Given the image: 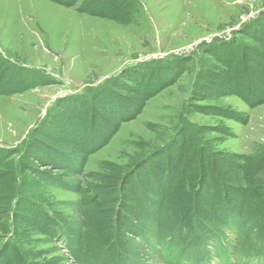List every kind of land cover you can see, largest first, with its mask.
Wrapping results in <instances>:
<instances>
[{"label":"rangeland","instance_id":"1","mask_svg":"<svg viewBox=\"0 0 264 264\" xmlns=\"http://www.w3.org/2000/svg\"><path fill=\"white\" fill-rule=\"evenodd\" d=\"M94 5L100 7L97 15L87 10ZM120 6L123 15L118 14ZM262 36L264 0H75L72 6L50 0H0V264L7 245L17 248L27 264H81L68 253L61 234H44L38 221L28 222L35 215L27 209L36 204L56 222H82V195L49 183L50 175L65 182L78 181L95 200L94 190L108 182L112 172L128 178L139 163L150 160L143 168L157 175V164L170 161L171 168L184 155L203 164V154L195 156L201 146L209 155L208 165L216 170L227 168L224 156L233 164L234 154L245 156L242 162L249 158L246 163L252 165L250 158L264 153V104L250 108L231 93L229 72L212 53L234 61L244 52L250 81L260 84L264 62L256 51L264 52ZM232 39H239V44H224ZM184 57L183 69L179 59ZM165 62L171 63L164 67ZM142 64L159 67L132 73L118 90L99 93L112 86L123 70L139 69ZM97 92L110 113L133 112L134 117L121 120L106 145L91 146L83 172L58 168L50 152L53 147L75 155L80 150L57 140L58 124L46 133L51 138L43 137L45 145H35L39 124L54 120L63 110L64 117L71 114L77 124L93 111L94 139L103 133L97 125L106 127L99 122L106 119V112L99 113L91 103ZM139 92L150 97L137 114L134 104ZM73 97L82 106L60 105ZM237 113H246L247 121L232 119ZM27 143L37 149L36 158L32 153L21 155ZM30 163L43 173H33ZM141 175L137 172L132 183L139 186ZM254 178L263 177L259 173ZM219 184H212L216 188H211L207 199L213 207L223 203ZM165 190L167 194L164 186L160 192ZM23 199L35 205L24 206ZM21 217L27 222L21 223ZM220 232L222 236L201 235L197 245L186 244L193 237L184 242L175 237L172 248L162 247L161 252L128 235L132 239L128 248L144 252V264H264L259 246H251L247 239L237 242L229 227Z\"/></svg>","mask_w":264,"mask_h":264},{"label":"trees","instance_id":"2","mask_svg":"<svg viewBox=\"0 0 264 264\" xmlns=\"http://www.w3.org/2000/svg\"><path fill=\"white\" fill-rule=\"evenodd\" d=\"M50 1L66 6H72L75 2V0ZM99 8L94 5L87 10L89 13L97 15L100 11ZM81 11L83 10L81 9ZM117 11L118 14L123 15L125 13L121 6L117 8ZM259 39L261 42L264 41L263 36ZM234 43L239 44V39L224 42V44H232V46ZM216 53H212V55L229 72L230 92L238 96L250 108L264 104V78H260V84H257L255 80L250 81V71L244 64V52L241 53L240 60L234 58V61H229L225 56H218ZM256 53V56L264 62V52L257 50ZM179 62L182 63L184 69L187 57L179 59ZM170 63L165 62L161 65L165 67ZM138 67L139 69L135 66L123 70L119 76L114 78L112 86L99 90V93H110L108 88L118 90L123 80H130L132 73L139 71L144 73L159 67V64H142ZM175 67L177 68L178 65ZM167 71L174 72L175 70ZM133 86L141 91L138 84ZM97 93L92 96L91 103L96 106L97 110L99 108V113L106 112L104 113L106 119L99 121L106 124V127L97 125L98 130L103 133L96 135L94 139L92 135H95L97 130L93 129L96 118L93 117V111H90V117H82V121H76L77 124L71 114L67 113L64 117V110L63 112L59 111L60 113L57 112L54 120L51 119L49 122L39 124L41 129H37V134L40 137L36 143L34 142L35 145H45L43 137L51 138L46 133L49 132L52 125L58 124L57 140L62 143H69L80 150V153L75 155L64 153L62 150H56L53 147L54 151L51 150L50 152L56 157L54 165L58 168H65L70 173L83 172L93 148L96 146L95 149H99L106 145L116 133L118 123L123 119L127 120L134 117L133 112L129 115L110 113L105 99L99 100L100 94ZM139 93L140 99L134 104V110L137 111V114L142 110L146 99L150 97L149 95L142 97V93ZM68 100H64L60 105L70 102L75 105V108L82 106L77 97H73L72 101ZM108 114H111L110 120H107ZM231 118L238 122H245L248 116L246 113H237V115L232 114ZM32 147L28 146V143L25 144L21 155L26 157L32 153L31 156L36 158L37 149ZM0 152L2 151L0 150ZM206 152L203 146L195 152L196 157L203 154V159L205 157L203 164L197 165V162L191 157L189 160L186 159L188 155L178 159L177 165L171 168L169 167L170 161L167 165L163 163L164 166L157 164L156 173L158 176L152 175L148 169L143 168L148 166L150 162L146 158L147 161H142L143 164L142 162L139 163L138 168L128 178L124 174L122 176L121 173L112 172L110 180L103 184L100 183L94 190L95 200L86 195L89 190L83 188L78 181L65 182L50 175L47 178L49 183L82 195V204L84 203V210L81 211L82 222L78 225H72L66 220L60 223L56 222L52 214L49 216V212L42 209L41 204H36L34 208L27 209L35 215L28 222L38 221L40 223L39 229L44 234L53 236L61 234L69 254L81 264H144L145 253L132 251L128 248L129 243L132 244V239L128 235L139 238L146 248L161 252L162 247L167 250L172 248L171 242L175 237L179 238L181 242H184V239L188 237H193L192 241L186 243L191 244L201 235L210 238L216 235L215 232L221 234L220 228L222 227L233 228L238 234L237 242H244L247 239L251 246H260L258 255L264 253V182L262 180L264 178V153L257 159L250 158L253 166L246 163L249 158L242 162L245 158L242 154L233 155V164L230 158L224 156L228 159L226 161L227 168L223 167L216 170V167L208 165L209 155ZM28 167L36 175L43 173L39 172L31 163ZM159 171L164 173L162 177ZM137 172H139V176L141 173L143 177H139V186L131 181ZM259 173L263 178H254V175ZM223 175L236 178V180L233 182ZM217 182H220L218 188L222 189L224 199L219 206L213 207L207 199L211 188L214 187L212 184ZM163 186L169 189L167 194H164L166 190L160 192ZM23 203L24 206L31 207L30 204L34 201L25 199ZM94 204L97 206L95 207ZM20 221L21 223L27 222L22 217ZM133 244L135 245V243ZM195 244L197 245L198 242ZM18 253L17 248L13 249L7 245L6 252L5 250L2 251L3 264H27Z\"/></svg>","mask_w":264,"mask_h":264}]
</instances>
